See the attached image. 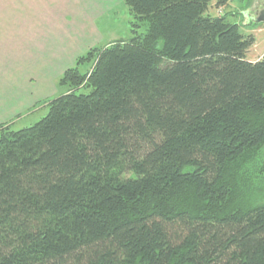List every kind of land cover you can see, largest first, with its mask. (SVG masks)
Masks as SVG:
<instances>
[{"label": "trees", "instance_id": "obj_1", "mask_svg": "<svg viewBox=\"0 0 264 264\" xmlns=\"http://www.w3.org/2000/svg\"><path fill=\"white\" fill-rule=\"evenodd\" d=\"M209 2L122 0L131 37L0 125V264H264V58Z\"/></svg>", "mask_w": 264, "mask_h": 264}, {"label": "crops", "instance_id": "obj_2", "mask_svg": "<svg viewBox=\"0 0 264 264\" xmlns=\"http://www.w3.org/2000/svg\"><path fill=\"white\" fill-rule=\"evenodd\" d=\"M122 4L0 0V125L50 99L56 93L53 82L89 49L122 40L111 32L105 40L99 27Z\"/></svg>", "mask_w": 264, "mask_h": 264}, {"label": "rangeland", "instance_id": "obj_3", "mask_svg": "<svg viewBox=\"0 0 264 264\" xmlns=\"http://www.w3.org/2000/svg\"><path fill=\"white\" fill-rule=\"evenodd\" d=\"M262 7L261 0H225L223 4H218L217 0H210L206 13L212 17L224 16V19L229 24H235L238 26V30L243 35H251L254 38V44L248 49L246 53V59L252 62L261 60L264 58V23L255 24L252 20L256 17L258 11ZM130 15L128 9L123 4L113 11L110 15L100 21V31L105 34L104 39L107 40L108 34L111 32L122 40H127L131 37L129 20ZM252 22V23H251ZM140 32H144V27L140 29ZM117 41L116 39L112 42ZM112 42L108 43L111 44ZM108 44L94 47L100 49L107 46ZM92 49V48H91ZM90 50V49H89ZM88 50V51H89ZM76 62V61H75ZM75 64V63H74ZM89 65L80 67L81 71L87 70ZM59 79V78H58ZM57 79V80H58ZM56 80V83H57ZM53 82L56 89V93L53 94L50 99L39 101L33 108H29L25 113H20L18 119L13 123H4L3 126L9 125L12 130H20L23 128L30 127L42 119L46 113V103L52 99L57 98L63 92V88L57 86ZM263 160H264V148H263ZM263 180H260V186L258 191L260 195L264 196V174L262 175ZM253 186L252 190L256 188V182L254 184L249 181ZM248 180L245 181V184Z\"/></svg>", "mask_w": 264, "mask_h": 264}, {"label": "water", "instance_id": "obj_4", "mask_svg": "<svg viewBox=\"0 0 264 264\" xmlns=\"http://www.w3.org/2000/svg\"><path fill=\"white\" fill-rule=\"evenodd\" d=\"M252 20L255 24L264 23V0L262 10L258 13V15H256V17H254V19L252 18Z\"/></svg>", "mask_w": 264, "mask_h": 264}, {"label": "flooded vegetation", "instance_id": "obj_5", "mask_svg": "<svg viewBox=\"0 0 264 264\" xmlns=\"http://www.w3.org/2000/svg\"><path fill=\"white\" fill-rule=\"evenodd\" d=\"M262 1V5H263V0H261ZM262 10V7H261V9L258 11V13L260 12ZM258 13H257V15H258Z\"/></svg>", "mask_w": 264, "mask_h": 264}]
</instances>
